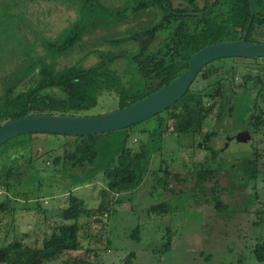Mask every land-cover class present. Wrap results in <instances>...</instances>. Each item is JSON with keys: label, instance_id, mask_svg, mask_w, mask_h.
<instances>
[{"label": "trees", "instance_id": "trees-1", "mask_svg": "<svg viewBox=\"0 0 264 264\" xmlns=\"http://www.w3.org/2000/svg\"><path fill=\"white\" fill-rule=\"evenodd\" d=\"M183 1L184 5L175 6L172 0H132L130 11L136 28L128 35L111 40L109 45L115 49L97 51L98 60L91 66L73 63L58 69L55 63L25 61L16 68V81L0 87V126L8 120L32 114L91 116L88 113L98 107L100 98L105 95L114 96L117 109H121L171 83L187 68L191 55L205 46L238 40L264 42V0ZM3 15L0 13V18ZM141 15L147 18L141 19ZM115 17L119 20L125 15ZM84 33L76 23L67 28L64 36L41 44L55 59L70 53L82 41ZM234 59H219L204 66L194 82L197 79L208 81L206 85L193 89V82L174 105L150 118L156 119L158 126L152 133L151 130L138 133L147 134L145 140L133 141L132 131L137 124L101 135L28 133L3 143L0 183L8 193L6 203H10L11 197L29 202L32 193L27 187L43 174L36 168L35 160L60 149L62 152L52 161L51 175L56 179L60 176L63 180L60 183L69 190L100 182L104 197L98 208L92 210L85 208L82 199L69 193L67 206L57 214L59 222L43 236L41 247L24 242L29 237L27 232L20 239L15 234L11 242L0 245V264H49L63 255L81 252L80 219L94 213H109L116 203H129L134 190L149 176L154 177L155 188L160 186L169 193V198L150 206L148 214L172 213L169 199L181 194L210 203L216 215L233 213L235 209L223 202L221 194L226 191L231 197L236 188L241 189L239 201L245 206L243 211L250 210L257 196H249L246 190L260 174V154L252 147L253 138L264 137V58L245 59L261 62L259 66L235 63ZM237 72L241 73L240 80ZM212 115L215 126L208 130L206 122ZM225 120L230 121L223 122ZM227 124L250 133L249 140L241 143L248 146L247 150H240V154L232 158L234 167L225 163V153L231 151L230 144L225 146L223 136L231 131L226 130ZM222 126L226 128L221 130ZM157 130H161L159 136L163 133L187 136L186 149L203 151L205 157L211 155L210 161L215 167L205 168L202 163H195L186 169L187 177L171 171L174 165L171 161L173 165L166 169L160 165L151 171V157L155 150L161 149L150 138ZM221 133L218 140L221 147L215 149L214 142ZM35 136L51 137V140ZM62 138H73V141L63 142ZM259 141L261 143L262 139ZM35 151L38 154L32 156ZM190 159L195 160V156ZM182 164L176 166L183 168ZM158 172L163 176L158 178ZM47 174L50 175L47 171L44 176ZM223 178L228 179L227 187L220 186ZM172 180L180 185L182 182H192V185L184 190L175 189L171 187ZM41 206L38 201L37 208L31 209L38 210ZM6 208V204L0 206V210ZM252 215L255 219L251 225L260 232L251 254L257 264H264V209L259 207ZM140 230L137 225L131 231L132 241H140ZM166 232L168 241L153 251L159 257L170 249V230ZM242 262L243 257L239 256L236 264ZM60 264H85V260H65ZM120 264H136V254L128 253Z\"/></svg>", "mask_w": 264, "mask_h": 264}, {"label": "rangeland", "instance_id": "rangeland-1", "mask_svg": "<svg viewBox=\"0 0 264 264\" xmlns=\"http://www.w3.org/2000/svg\"><path fill=\"white\" fill-rule=\"evenodd\" d=\"M196 1L200 2V0ZM172 2L175 6L185 4L183 0H172ZM131 4L132 0H88L87 2L0 0V13L6 14L0 19V66L3 68L0 70V78L10 72L15 65L21 67L25 61L55 63L58 69L73 63H79L81 67L93 65L98 60L97 51L115 49L109 45V42L128 35L136 28L133 13L130 11ZM122 13L125 17L117 20L115 15ZM144 18L147 17L141 15V19ZM76 23H79L81 29L85 31L82 41L67 55L52 59L41 43L52 42L64 36L66 28ZM234 62L262 65L261 62L245 59H234ZM240 74L237 72L236 76L239 80ZM207 82L197 79L193 89H199ZM99 102L98 107L88 115L95 116L117 110V102L112 95L102 96ZM213 124L212 115L206 122V128L209 130ZM167 125L170 126V122ZM157 126L156 119L138 123L132 131L133 141L145 140L147 134L138 133L147 130H151L152 133ZM226 127L222 126L221 130ZM159 131L161 130H157L154 134L150 133L155 146L161 147L160 150H155L151 157V171L171 161L175 164L171 171L180 173V176H187L186 169L195 163H202L205 168L215 167L210 161L211 155L207 154L205 157L203 151L186 149L189 143L187 136L170 133L159 136ZM234 132L231 130L227 135L219 134L214 142V148L221 147V142L218 140L222 135L224 140L227 137L232 139ZM259 139H262L261 143ZM62 141L72 142L73 138H62ZM229 144L231 151L225 153V163L234 167L232 158L240 154V150H247L248 146L245 147L239 141ZM252 147L260 154V174L246 190L249 196L254 194L257 196L247 212L243 211L245 206L240 205L241 189L236 188L232 190L231 197L226 191L221 194L223 202L231 204L235 209L233 213L228 211L229 213L216 215L210 203L181 194L169 199L172 213L160 216L148 214L147 210L150 206L167 201L169 198V193L164 192L160 186L155 188L154 177L149 176L134 190L129 203L113 204L109 213H104L107 217L98 213L92 214L91 217H82L80 219L82 229L79 231L82 251L63 255L49 264H60L65 260L80 262L85 260V264H120L130 252L136 254V264H236L239 256L243 257L242 264H257L252 258L251 250L260 231L253 228L251 223L255 219L252 211L259 207L264 209V137H254ZM61 152V149L56 150L35 160L36 168L43 174L27 187L32 193L29 202L11 197L10 203H6L8 193L0 183V206L7 205L6 209L0 210V245L11 242L15 234L20 239L22 234L27 232L29 237L23 238L24 242L40 248L43 236L50 233L51 227L59 222L57 214L60 209L67 206L69 193L82 199L85 208L92 210L98 208L100 200L104 197L103 185L100 182L69 190L61 184L63 180L60 176L56 179L51 175L54 169L52 161ZM34 155L36 152H33L32 156ZM192 156H195V160L190 159ZM252 157L251 153L250 158ZM180 163L185 167L176 166ZM47 171L50 175L44 176ZM161 176L163 173L158 172V178ZM221 181L220 186L227 187L228 179L223 178ZM191 185L192 182H182L180 185L171 181V187L175 189L184 190ZM38 201L42 204V208L31 209L38 207H36ZM137 225L141 229L140 241L134 242L129 236ZM167 229L170 230V249L159 257L153 251L168 241Z\"/></svg>", "mask_w": 264, "mask_h": 264}, {"label": "water", "instance_id": "water-1", "mask_svg": "<svg viewBox=\"0 0 264 264\" xmlns=\"http://www.w3.org/2000/svg\"><path fill=\"white\" fill-rule=\"evenodd\" d=\"M224 58H264V42L238 40L205 46L191 55L187 68L171 83L124 108L105 114H32L8 120L0 126V146L13 137L28 133L61 136L101 135L137 125L169 109L188 91L204 66ZM248 137L249 133L245 131L227 140L245 142Z\"/></svg>", "mask_w": 264, "mask_h": 264}, {"label": "flooded vegetation", "instance_id": "flooded-vegetation-1", "mask_svg": "<svg viewBox=\"0 0 264 264\" xmlns=\"http://www.w3.org/2000/svg\"><path fill=\"white\" fill-rule=\"evenodd\" d=\"M4 6V5H3ZM6 16V14H4L1 18H4ZM10 16H8V18H9ZM0 18V19H1ZM7 20H10V19H7ZM1 24V23H0ZM68 28V27H67ZM66 28V29H67ZM18 45H20L19 43H18ZM19 49H22V48H19ZM16 68H20V67H18L17 65H15L14 66V68L13 69H11V71L10 72H8L5 76H3L2 78H0V85L1 86H3V83H11V82H15L16 81V79H15V76H14V73L16 72ZM1 69H3L1 66H0V70ZM227 120H225V121H223V122H226ZM215 120H214V124L211 126V128L209 129V130H212V128L215 126ZM226 130H234L235 132H234V136H236L237 134H239V133H242V132H245V131H247L248 133H249V131L247 130V129H241V128H236V126L235 127H233V126H231V127H228ZM234 136H232V137H234ZM35 137H37V138H39V137H42V138H44V139H47L46 138V136H35ZM14 138V137H13ZM228 138V137H227ZM227 138H226V140H225V146H227V144H229V143H231V142H236L237 143V141H234V140H230L229 142H228V140H227ZM249 138H250V133H249V137H248V139H247V141L249 140ZM51 139V137H49V140ZM48 140V139H47ZM247 141H245V142H247ZM19 141H16L15 143H18ZM245 142H241V143H245ZM36 152V154H38V151H35ZM170 165H173L171 162H169V164H167V165H164L163 166V168L164 169H166L168 166H170ZM175 165V164H174ZM177 165V164H176Z\"/></svg>", "mask_w": 264, "mask_h": 264}]
</instances>
